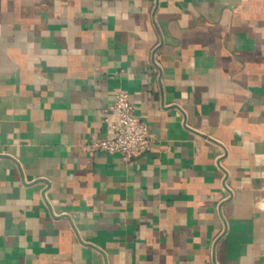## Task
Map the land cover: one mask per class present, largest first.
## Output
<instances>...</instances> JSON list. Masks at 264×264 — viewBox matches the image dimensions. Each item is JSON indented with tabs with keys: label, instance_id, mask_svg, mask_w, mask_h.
Returning a JSON list of instances; mask_svg holds the SVG:
<instances>
[{
	"label": "crops",
	"instance_id": "crops-1",
	"mask_svg": "<svg viewBox=\"0 0 264 264\" xmlns=\"http://www.w3.org/2000/svg\"><path fill=\"white\" fill-rule=\"evenodd\" d=\"M0 264H264V0H0Z\"/></svg>",
	"mask_w": 264,
	"mask_h": 264
},
{
	"label": "built area",
	"instance_id": "built-area-1",
	"mask_svg": "<svg viewBox=\"0 0 264 264\" xmlns=\"http://www.w3.org/2000/svg\"><path fill=\"white\" fill-rule=\"evenodd\" d=\"M103 120L108 124L111 136L92 141V148L106 153H118L126 161L150 148L149 127L135 113L126 90L116 91L113 100L104 109Z\"/></svg>",
	"mask_w": 264,
	"mask_h": 264
}]
</instances>
